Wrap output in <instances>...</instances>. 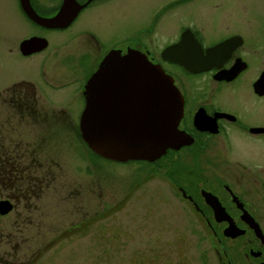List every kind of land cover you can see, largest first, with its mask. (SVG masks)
Returning <instances> with one entry per match:
<instances>
[{"label":"rangeland","instance_id":"obj_1","mask_svg":"<svg viewBox=\"0 0 264 264\" xmlns=\"http://www.w3.org/2000/svg\"><path fill=\"white\" fill-rule=\"evenodd\" d=\"M168 1L111 0L105 8L86 10L69 32L90 24L106 49L137 35L140 45L159 55L180 25H201L214 17L204 6L212 0H199L194 9L195 0L171 9L155 23ZM227 4L225 11L232 18L264 17L262 7H251L246 14L232 6L233 0ZM16 9L17 0H0V119L7 115L8 105L2 98L5 89L16 81L29 80L45 89L42 92L51 98V107L64 108L73 121L67 122L69 128L58 131L52 143L45 144L46 155L57 162L50 186L41 188L40 197L32 194L13 199L15 208L0 218V264H218L215 240L209 239L168 181L173 174L163 167L165 159L146 165L94 158L75 134L79 104L56 99L66 91L44 87L39 66L42 56L25 58L8 51V46L11 52L18 50L26 25ZM52 58H44L43 70ZM46 108L48 112L52 109ZM19 129L41 131L39 124L28 126L26 122ZM44 151L43 155L39 152V162H45ZM6 193L0 188V199ZM262 214L258 221L264 231ZM252 239L250 233L230 239L226 243L229 255L238 263L247 261L245 252Z\"/></svg>","mask_w":264,"mask_h":264},{"label":"flooded vegetation","instance_id":"obj_2","mask_svg":"<svg viewBox=\"0 0 264 264\" xmlns=\"http://www.w3.org/2000/svg\"><path fill=\"white\" fill-rule=\"evenodd\" d=\"M29 1L35 14L55 18V25L35 22L24 9L27 4L17 0L16 11L26 25H23L25 30L18 42V50L11 52L12 48L8 46V51L25 58L42 56L39 66L44 87L66 91L67 94L57 100L79 104L78 122L86 103L84 86L111 49H120L122 54L129 48L139 50L173 78L182 96V114L177 129L183 142L178 148H168L163 155V167L173 174V178L168 176V181L194 212L209 239L215 240L218 264H264V243L241 219L245 210L261 227L258 218L264 212V17L232 18L225 11L229 0L207 1L204 6L214 17L201 25H180L174 39L163 49L176 44L179 47L163 59L161 53L156 55L140 45L137 35L114 42L106 49L90 24L69 32L86 10L105 8L111 0H68L66 5L65 0ZM194 1H168L157 13L155 23L171 9ZM198 4L199 0L194 9ZM232 6L248 14L251 7L264 8V0H233ZM28 39L35 44L22 49V43ZM175 55L180 61L173 60ZM45 57L53 58L50 66L43 70ZM10 88L15 91L10 103L23 107L31 102L55 112L61 109L62 113L53 114L65 121H73L64 108L51 107V98L43 95L45 89H38L32 81L19 80L6 89ZM23 89L29 91V98L21 96ZM155 164L158 162L151 165ZM202 191L213 194L225 216L245 229V234L253 236L248 252H245L247 261L238 263L229 255L226 243L242 235L235 238L224 235L228 222L216 220L215 211ZM1 199H8L15 208L13 199ZM262 232L264 234L263 229Z\"/></svg>","mask_w":264,"mask_h":264},{"label":"water","instance_id":"obj_3","mask_svg":"<svg viewBox=\"0 0 264 264\" xmlns=\"http://www.w3.org/2000/svg\"><path fill=\"white\" fill-rule=\"evenodd\" d=\"M21 2L27 4L24 9L29 18L42 25H55V18H43L35 14L29 0H21ZM67 3L68 0H65L64 5ZM34 44L32 39H28L22 43L21 48ZM178 47L179 45L176 44L165 48L161 57L166 59L167 54L174 53ZM175 56L173 60L180 61V57ZM125 81H127L126 85ZM151 88L153 92H150ZM112 91L118 93L116 96L119 97L121 108L131 105L129 99H126L129 94L130 97L139 99L151 98L152 105L155 99L157 109H154V116H150L152 113L150 108H145L149 109L148 116L146 113L138 115L134 110L131 117L122 115L123 118L118 110L117 112L113 109V114L108 113L105 117V104L109 102ZM83 94L86 103L79 119L80 135L88 148L103 158L117 162L135 160L153 162L164 155L168 148H178L183 142L182 135L177 129L182 114V96L173 78L139 50L129 48L124 54L120 49L109 50L87 80ZM148 95L150 97H147ZM133 103L132 101V105ZM147 103L144 101L143 104ZM151 118L153 121L148 122L147 120ZM128 124L130 128L126 127ZM202 194L206 202L213 209L215 208L214 211L220 216H215L216 220L228 221V226L223 231L225 236L235 238L245 233V229L239 228L233 219L225 216L224 210L213 194L207 191H202ZM12 209L13 204L8 199H0V216L8 214ZM241 219L264 243V234L258 222L245 210Z\"/></svg>","mask_w":264,"mask_h":264},{"label":"trees","instance_id":"obj_4","mask_svg":"<svg viewBox=\"0 0 264 264\" xmlns=\"http://www.w3.org/2000/svg\"><path fill=\"white\" fill-rule=\"evenodd\" d=\"M28 92V90L23 89L20 94L22 97L29 98ZM14 94L15 91L10 88L5 90L2 97L7 102L8 107H6V117L0 119V188L8 192L4 194L6 197L18 201L23 195L36 194L40 197L41 188H48L50 180L55 179L54 165L57 162L53 156L46 155L44 151L45 144L52 143L58 131L62 132L63 129L69 127L67 126L68 121L53 114L58 112L53 110L48 112L47 108L31 102L26 103L23 107L10 103V97ZM24 122L28 123V126L29 124L34 126L39 124L41 131L39 133H37L38 130H28L27 132L22 129L21 131L19 128H22ZM55 124H58V126L61 124L62 127L59 126L58 128L57 126L55 130L53 129ZM32 132L35 134L33 137L31 136ZM75 134L84 143L77 124L75 125ZM84 145L86 144L84 143ZM41 151V155L44 151L45 162L38 161L39 152ZM90 153L95 156L94 158H99L92 151ZM160 160H163L162 157L155 162ZM134 162L146 165L153 164V162L144 160L129 161L127 163ZM7 180L9 182L6 183Z\"/></svg>","mask_w":264,"mask_h":264},{"label":"bare ground","instance_id":"obj_5","mask_svg":"<svg viewBox=\"0 0 264 264\" xmlns=\"http://www.w3.org/2000/svg\"><path fill=\"white\" fill-rule=\"evenodd\" d=\"M130 71H133V70H130ZM127 84V81H125V85ZM150 92H153V89L151 88L150 89ZM118 93H116L115 91L113 92H111L110 93V99L108 100L109 102H107L105 105H106V109H104V116L105 117H107V114L108 113H110V114H113V109H115V111H117L118 113H119V115L121 116V117H123L124 115L127 117V118H129V117H131L132 116V114H133V112H134V110H136L138 113V115H140V114H147V116H148V113H149V109H145V108H150L151 109V115L150 116H154V109L156 110L157 108H156V103H155V99H154V104L152 105L151 104V98H149V99H144V98H141V99H139V98H136V97H130L131 96V94H129V97L127 98L126 97V99H129V101H130V104L131 105H129V106H124V108H121V103H120V101H119V97L118 96H116ZM147 97H150L149 95L147 96ZM131 98H132V101L134 102L133 103V105H132V101H131ZM135 98V99H134ZM147 103L146 105H144L143 103H144V101ZM137 101V102H136ZM140 102V103H139ZM135 103L138 105H136L135 106ZM149 104V105H148ZM134 106V107H133ZM145 106V107H144ZM121 108V109H120ZM135 108V109H134ZM144 109V110H143ZM146 110V111H145ZM123 115V116H122ZM124 118V117H123ZM154 118V117H153ZM126 120V119H125ZM148 122L150 121V122H152L153 121V119L151 118V119H148L147 120ZM128 122H129V120H128ZM129 125L130 124H128V126L126 125V127L127 128H130L129 127ZM120 132H122V131H120ZM124 132V131H123ZM122 132V133H123ZM124 135L126 134V132L125 133H123ZM123 138V137H122ZM121 138V139H122ZM124 139H125V137H124ZM209 204V203H208ZM215 209V208H214ZM215 214H216V216L217 217H220L219 215H218V213L215 211ZM228 222V221H227Z\"/></svg>","mask_w":264,"mask_h":264}]
</instances>
